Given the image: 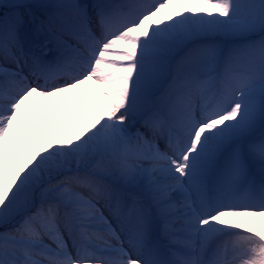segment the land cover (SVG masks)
<instances>
[{
    "label": "snow or ice",
    "instance_id": "obj_1",
    "mask_svg": "<svg viewBox=\"0 0 264 264\" xmlns=\"http://www.w3.org/2000/svg\"><path fill=\"white\" fill-rule=\"evenodd\" d=\"M0 264H264V0H0Z\"/></svg>",
    "mask_w": 264,
    "mask_h": 264
}]
</instances>
